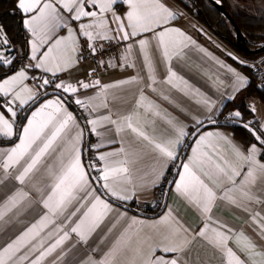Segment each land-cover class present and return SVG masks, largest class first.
<instances>
[{
	"label": "snow or ice",
	"instance_id": "6c2138e0",
	"mask_svg": "<svg viewBox=\"0 0 264 264\" xmlns=\"http://www.w3.org/2000/svg\"><path fill=\"white\" fill-rule=\"evenodd\" d=\"M214 3L219 4L221 0ZM14 14L20 16L27 51L21 54L0 25V72H3L0 75V193H5L0 199V241H3L0 264H44L57 249H63L73 234L79 242L87 244L91 233L102 222L103 214L111 211V205L102 195L125 202L135 196L136 186L132 185L126 165L146 153L154 154L157 165L152 168L154 178L150 182L153 186L163 179L166 164L171 162L175 167L179 163L177 179L171 182L174 190L190 201L206 220L192 235L213 247L222 264H264V245L212 215L218 199L246 213L254 212L250 219L258 225L259 234L264 238L261 222L264 213L248 207L249 203L264 202L251 194V186L257 181L264 188V122L244 121L240 111L225 117L226 121H239L249 132L251 140L241 145L226 133L200 131L206 121L217 124V117L226 106L213 111L215 101L207 97L197 101L206 109L203 118L190 114L191 131L165 112L169 127L167 134L159 138L149 135L146 128L134 125L132 115H124L122 119L132 134L127 147L98 155L97 160L103 162V166L97 167L83 160L85 129L68 111L62 97V94H71L76 105L92 111L93 98L82 99L76 95L82 89H100L103 93L141 79L145 80L144 88L169 103H172L171 89L185 95L200 94L198 88L189 85L170 66L163 80L158 81L154 74L150 53L152 37L165 58L171 56L170 43L191 41L190 36L173 26L182 14L164 0H14ZM62 32L66 34L61 35ZM147 33L152 36L145 35ZM172 34L181 39L170 41ZM99 40L109 45L113 41L117 44L132 41L126 44V50L130 52L135 47L141 54L142 64L147 69L146 79L131 77L117 84L102 85L99 79L70 82L60 75L69 73L88 57L96 61V67L88 72L89 77L100 67L114 66L111 59L102 58L106 49ZM123 58L128 61L127 54ZM232 58L246 67L256 68ZM131 66H135L134 62ZM220 66L226 67L233 77L228 86L232 94L226 99L234 101L235 94L246 87L248 78L235 68L223 63ZM32 81L35 83L29 86ZM157 85L171 88L166 90ZM48 89L52 90V98H46L50 95ZM139 92L137 106L144 108L140 102L146 97L143 89ZM248 107L253 113L257 111L255 102ZM145 111L152 116L161 115L151 108ZM18 115L23 117L24 123H18ZM100 120L116 125L117 132L124 131L110 115L88 120L87 124L91 125L88 130L99 135ZM189 137H195L194 147L189 145L191 154L182 161L180 150ZM121 155L123 159H112ZM88 169L97 174L95 178ZM94 184H99L105 192L99 193ZM220 189L223 191L218 196ZM236 192H240V200L233 195ZM174 212L168 208L166 214L151 225L156 229L154 233H146L136 240L119 234L101 259L87 258L80 264H188L193 243L189 235L191 226H184ZM29 216L33 218L30 220ZM132 223L144 222L133 218ZM6 225L15 227L5 234ZM71 247H75V243ZM64 255L66 250H62L52 264Z\"/></svg>",
	"mask_w": 264,
	"mask_h": 264
},
{
	"label": "crops",
	"instance_id": "0c3cea01",
	"mask_svg": "<svg viewBox=\"0 0 264 264\" xmlns=\"http://www.w3.org/2000/svg\"><path fill=\"white\" fill-rule=\"evenodd\" d=\"M164 2L170 8L182 14L179 19L173 22V26L181 29L187 36H190L191 41H185L182 44L170 43L169 51L171 56L169 58H165L163 57L161 50L157 47L155 38L152 37L150 53L155 69L154 74L156 75L158 81L163 80L167 75L168 67L170 66L178 76L184 77V79L188 81L189 85L198 88L200 90V94L194 95L189 92L188 95H185L175 89H171L170 98L172 103H169L168 101H164L159 95H157V93H153L150 89L144 88V79L139 80L137 83L121 85L118 88H109L103 93L100 89H82L76 94L79 98H93V103L91 104V108L93 109L92 111L86 110L78 105L84 113L87 121L110 115L112 119L118 120L120 126L124 128V131L117 132L116 125L100 120V123L97 125V132L99 135L90 132V159L97 167L103 166V162L97 160L98 155L119 152L121 148L127 147L132 134L127 129V126L122 119L124 115H132L134 125H138L142 129L146 128L149 135L154 134L157 138L167 134L168 131L169 126L166 124L164 119L165 112L170 117H174L179 121H182L188 126L187 130L191 131L193 123L191 121V115H198L203 118V115L206 112L204 106L201 103H197L198 100L202 101L205 97H207L215 101L216 107L213 111H215L216 108H220L221 105H226L229 102L226 97L227 95L232 94L231 89L228 86L233 82V77L227 72L226 67L220 66L221 63L237 69L248 78L246 87L236 93L235 97L244 91L249 85L250 77L236 65L235 62L238 61L232 58L236 57L239 61L248 63L247 59L243 55L236 52L228 42L219 38L211 28L202 24L173 0H164ZM65 34L66 32L61 33V35ZM145 35L149 37L152 36L151 33H147ZM137 39H139V37ZM169 39L170 41H179L181 38L172 34ZM129 43H132V41H126L125 45ZM201 49H204L205 51H202ZM229 53H231V56L228 55ZM125 54L128 56V61H125L123 58ZM124 55L120 59H113L112 65L114 66H110L107 70L101 72L100 82L102 85L117 84L119 81L129 79L131 77H144L146 79L147 69L142 64L141 54L137 52L136 48L133 47V49L128 52L125 46ZM133 62L135 64L134 67L131 66ZM92 66H94V62L82 61L69 73H61L60 75L70 82H75L76 80H84L87 82L88 79H91L88 76V72ZM35 74L39 76L40 73L36 71ZM174 82L179 83V81ZM34 83V81L30 82L29 86H32ZM157 87H163L166 90L171 88V86L164 85H157ZM140 89H143L146 97L144 101L140 102L144 105V108L137 106ZM67 95L72 97L71 94ZM47 98H52V96ZM72 98L74 99V97ZM246 102L248 105L255 102V106L257 108L255 113L252 112V121L264 122V100L257 96H251L247 98ZM104 103L107 104V107H104ZM177 104L179 107L175 106ZM66 107L68 108V111L73 113L81 127L85 129L82 120L67 103ZM146 108H151L152 112L160 111L161 115L159 117L152 116L150 113L145 111ZM181 109H183V111H181ZM19 116L20 115L17 117L18 121L20 118ZM151 121H154V123H151ZM87 125L90 129L91 125ZM208 131L226 133L237 143L241 145L245 144L236 138L233 131L229 128L210 126V128L207 127L202 130V132ZM63 143L66 146V142ZM85 145L86 129L83 140L84 161ZM97 145H100V147L97 148ZM4 146L6 147L8 145L5 144ZM191 146L194 147L193 144H191ZM190 154L191 147L189 148L185 158ZM153 155L154 154L152 153L143 154L137 158L135 162H131L126 165L130 169L132 185L136 186V194L133 199L125 202L114 198H107L105 195H102V199L107 200V202L111 205V211L103 214L102 222L91 233L87 244L79 242L78 237L73 234L71 239L64 244L63 249H57L56 252L47 258L44 264H52L62 250H66V255H64L62 259L56 260V264H80L81 261L87 258L99 260L107 252L110 243L113 242L119 234H126L127 237L136 240L138 237L146 233H154L156 229L152 228L151 225L158 222L160 218L166 214L168 208L175 210L174 216H178L184 226H191V232L189 235L192 236L193 243L191 245V251L188 253L187 257L188 264H222L219 253L213 247L207 244L205 240L196 238L192 235L203 226L206 220L190 201L174 190L173 185L169 192L166 208L158 215L147 216L136 214L114 202V200L127 204L134 202L136 203L137 208L147 213H150L151 210H156L158 208V204L161 200L160 190H162V187L164 186L169 171L174 169V167L171 162L166 164V171L163 179L157 180L155 186H153L150 182L154 178L152 168L157 167L155 161L153 160ZM123 158L124 156L121 155L120 157L112 159ZM132 185H129V187ZM93 187L97 189L95 184ZM6 191L10 192L11 189H7ZM97 191L101 193L98 189ZM222 191L223 189L218 190L217 195H221ZM251 194L253 197H259L262 201H264V188L260 186L258 181L256 184L251 186ZM4 195L5 193H0V199H3ZM233 195L236 199H241L240 192H236ZM245 203L247 202L245 201ZM248 207L254 211L264 213V202L249 203ZM98 211L101 210L98 209ZM121 214L123 215L121 216ZM251 214H254V212L246 213L242 209L236 208L227 201L219 199L212 211L214 218L227 222L237 231L243 230L255 242L264 245V238H262L259 234L258 225L254 224L250 219ZM9 215H11V213ZM34 215L35 213H33V216ZM33 216H29L28 218L31 220ZM133 218L138 221H143L144 223L133 224ZM5 219H7V217H5ZM261 222L264 223V220H261ZM213 226L215 227V225ZM12 227L15 226L6 225L5 234L10 232ZM110 229L111 231H109ZM2 242L3 241H0V243ZM73 243H75V247H71ZM230 246H232V242H230Z\"/></svg>",
	"mask_w": 264,
	"mask_h": 264
},
{
	"label": "trees",
	"instance_id": "16d2710c",
	"mask_svg": "<svg viewBox=\"0 0 264 264\" xmlns=\"http://www.w3.org/2000/svg\"><path fill=\"white\" fill-rule=\"evenodd\" d=\"M173 1L177 3L181 8L186 10L190 15L195 17L202 24L211 28L219 38L228 42L236 52L240 53L247 59V64H253V62H255L256 60L264 57V52H242L230 43V40L235 39V29L233 25L220 13V11L212 4L210 0ZM221 1L225 4L227 10L231 13L237 24L249 38L251 43L250 48L254 49L260 43L264 42V0H246L248 3H252L254 6H256V13H250L243 10L235 0ZM19 21L20 16L14 14V0H0V24L4 26V30L7 32L8 37L11 39L13 44L16 45V48L21 50V54H23L27 51V45L25 44L26 37L24 29L21 27ZM235 63L240 69L248 74V76L250 77V82L247 88L235 97L234 101H229L226 104V106L222 110V114L218 116V119H222L225 113L228 110H231L232 112L240 111L242 113L244 121H252L253 113L249 110L246 100L251 96H257L264 100V78L261 76V73L257 67L253 69L250 67H246L239 62ZM0 75H3V72H0ZM70 98L73 100L72 97ZM225 128L231 129L235 137L245 144H247L251 140L249 132L241 126ZM182 150L183 148L181 149V152ZM172 171L173 169L169 171L164 186L162 187V190H160L162 193L165 192L166 184L170 175L172 174ZM163 197L160 200L161 204ZM160 203L158 204V208L156 210H151L150 213L156 214L160 208ZM128 204L136 207V203L134 202Z\"/></svg>",
	"mask_w": 264,
	"mask_h": 264
},
{
	"label": "water",
	"instance_id": "95a60500",
	"mask_svg": "<svg viewBox=\"0 0 264 264\" xmlns=\"http://www.w3.org/2000/svg\"><path fill=\"white\" fill-rule=\"evenodd\" d=\"M212 2V4L220 11V13L233 25L236 35H235V39L234 40H230V43L232 45H234L237 49H239L242 52H248V53H261L264 52V42L260 43L256 48L252 49L250 48V40L249 38L246 36V34L243 32V30L241 29V27L237 24V22L235 21V19L233 18V16L231 15V13L227 10L225 4L221 1V3L216 4L214 3V0H210ZM20 22V21H19ZM51 96V92L52 90H48ZM63 99L66 100V103L74 110V112L77 114V116L82 120L85 129H86V145H85V150H84V154H85V162L91 161L90 159V146H91V138H90V131L88 130L89 127L87 125V120L85 119L82 111L79 109L78 105H76L73 100L67 95V94H62ZM47 98V97H46ZM218 119V118H217ZM25 121L23 120V117L20 116L18 123H24ZM210 126H222V127H235V126H240V122L237 121L235 123L230 122V121H226V119H218V123L217 124H211L208 123L207 121L205 122V124L203 125V127L200 129V131L206 129L207 127ZM193 139H195V137H189L187 138L186 142H185V146L183 147V150L180 154V158L183 161L185 159V156L189 150V145L192 144ZM89 172L91 173V177L95 178L96 174L92 169H88ZM179 170V163L176 164V166L174 167L172 174L170 175L167 184H166V188H165V192H164V197L162 200V204L158 210V212L156 214L153 213H147L137 207H133L127 203H121L118 201H115V203L131 210L132 212L136 213V214H140V215H147V216H154V215H158L161 214L167 205V201H168V196H169V192L170 189L172 187V181L176 179L177 177V171ZM97 189L103 194L105 191L103 190V188L100 187L99 184H95ZM106 196V195H105ZM107 197V196H106ZM108 198V197H107Z\"/></svg>",
	"mask_w": 264,
	"mask_h": 264
},
{
	"label": "built area",
	"instance_id": "2783aa9c",
	"mask_svg": "<svg viewBox=\"0 0 264 264\" xmlns=\"http://www.w3.org/2000/svg\"><path fill=\"white\" fill-rule=\"evenodd\" d=\"M98 43L103 44L105 49H106V55L104 57H102L103 59H105V60L111 59V61H112L113 59H120L123 57L124 51H125V46H126L125 42H121V43L117 44L115 41H113L111 45H109V43L107 41H98ZM85 55H87V53H85ZM86 61L94 62V66H92L90 69L96 67V61L92 57H88V59ZM262 62H264V57L256 60L255 62H253V64L258 68V70L261 73V76L264 78V63H262ZM109 67L110 66L100 67L90 78L94 79V80L95 79L100 80L101 72L107 70ZM230 113H232V111L228 110L225 113L223 119H225V117H228ZM163 196H164V193L161 192L160 197L162 198Z\"/></svg>",
	"mask_w": 264,
	"mask_h": 264
},
{
	"label": "rangeland",
	"instance_id": "374dc122",
	"mask_svg": "<svg viewBox=\"0 0 264 264\" xmlns=\"http://www.w3.org/2000/svg\"><path fill=\"white\" fill-rule=\"evenodd\" d=\"M236 3L245 11L250 13H256V6L252 5V3H248L246 0H235Z\"/></svg>",
	"mask_w": 264,
	"mask_h": 264
}]
</instances>
